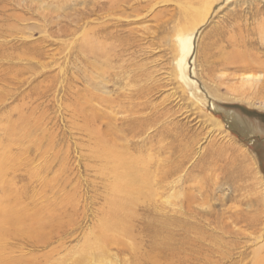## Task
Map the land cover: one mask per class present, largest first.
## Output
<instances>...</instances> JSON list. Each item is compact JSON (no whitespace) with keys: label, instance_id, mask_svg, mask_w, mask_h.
Here are the masks:
<instances>
[{"label":"rangeland","instance_id":"obj_1","mask_svg":"<svg viewBox=\"0 0 264 264\" xmlns=\"http://www.w3.org/2000/svg\"><path fill=\"white\" fill-rule=\"evenodd\" d=\"M114 1L0 0V264H257L264 95L235 86L264 69L225 60L245 43L264 65V0ZM111 148L149 176L129 231L113 228Z\"/></svg>","mask_w":264,"mask_h":264},{"label":"bare ground","instance_id":"obj_2","mask_svg":"<svg viewBox=\"0 0 264 264\" xmlns=\"http://www.w3.org/2000/svg\"><path fill=\"white\" fill-rule=\"evenodd\" d=\"M117 1V0H116ZM114 1V2H116ZM207 1V0H206ZM249 1V0H248ZM191 2V1H190ZM215 2V1H214ZM229 2V0H228ZM245 2V1H244ZM250 2V1H249ZM188 4V3H187ZM204 5V4H203ZM192 6V4L190 5ZM209 6V5H208ZM254 5H250V8L249 9H252ZM104 7V6H103ZM203 7V6H202ZM199 8V7H198ZM198 8H195L193 7L194 11H196L195 13V16L194 18H196V16L199 15V17L202 19V24L205 23V21L210 17L211 14H214L215 12V6L213 4H211V6H209L208 9H206L205 12H202L200 11L201 10V7L198 9ZM255 8V6H254ZM192 10H189V9H186V13L188 16H190L192 13L191 11ZM260 11V9L258 10V12ZM251 12V11H250ZM256 12V14L258 13ZM254 13V12H253ZM193 14V13H192ZM259 15V14H258ZM255 16V15H254ZM121 17V16H120ZM192 17V16H191ZM198 22V21H197ZM202 24H200L202 26ZM264 24V23H263ZM188 27V26H186ZM194 27V26H193ZM196 27V26H195ZM234 27V26H233ZM239 28V27H238ZM259 28V27H258ZM190 29V28H189ZM261 29V34L260 33H257V35L260 34L261 38L264 40V27L262 28H259ZM258 29V30H259ZM197 29L195 28V31ZM201 30V29H199ZM199 30H197L199 32ZM257 30V29H256ZM187 31V30H186ZM189 31V30H188ZM192 32L191 35L189 36H186L184 39L181 40V50H182V53H183V56L181 57V60L180 62L182 61L181 63V67L182 69L185 68V66H187V58H189L193 52V42H194V37H195V33L197 32ZM243 31V30H242ZM190 32V31H189ZM245 32V31H244ZM241 33V32H240ZM108 36V35H107ZM234 37V36H233ZM223 38V37H222ZM232 42H237L235 40L233 41H230V43ZM239 43V42H238ZM245 45V43H239V44H234V50L231 52V57L228 59V60H225V66L227 68L229 67H235L237 69H243V70H247L248 71V65H251V64H254V65H257L259 67H261V69H264V65L263 63L259 62L258 61V57H249L248 56V53H244V52H241L239 51L236 47H243ZM226 46V45H225ZM246 46V45H245ZM246 49V48H245ZM84 50L86 51H95L94 49L90 48V47H84ZM229 53V52H228ZM223 55V54H222ZM189 66V65H188ZM225 68V69H227ZM188 69V68H187ZM186 72V70H184ZM198 71V70H197ZM182 73V72H181ZM192 76V75H191ZM247 76V75H246ZM182 80L184 82V84L189 88L191 89V95L193 97H197L196 100H198L199 102L202 101L204 103V105L206 104V99L204 96H202V92L199 88V86H196L195 85V82H192V84H190L191 82H189V77L188 75H186V73H182ZM264 75H258L256 77H253L251 75H248L245 79L241 80L240 83H239V87H236L235 86V89H236V92L238 93H242L244 94L241 89H250V91H254V92H257V97H259L260 95H264ZM198 84V83H197ZM193 89H192V88ZM229 87V86H228ZM196 88V89H195ZM261 90L262 92L258 91V90ZM216 90V89H215ZM211 92V91H210ZM211 94V93H210ZM241 94V95H242ZM213 95V94H212ZM245 95V94H244ZM255 95V94H254ZM255 95V96H256ZM254 96V97H255ZM213 97L215 98H218V99H221L220 96H218L217 93H215V95H213ZM220 101V100H219ZM211 110L214 108V104H211ZM141 107V106H140ZM261 121V120H260ZM213 123V122H212ZM222 125V123H221ZM217 126V127H223L222 126ZM118 144V143H117ZM191 153V152H190ZM190 156V155H189ZM133 157V156H132ZM118 160H116V159ZM108 159L112 162H123V164L125 163V167L123 168L122 165H120V168H123L122 170H124L123 172L119 173L117 170H116V173L118 172L117 176H115V180H114V185H112V190L114 193H117V194H122V196L124 198H119V202L118 200H116V194H114V198L112 199L111 198V202H110V211H111V214H112V218H113V222H114V225H113V228L115 229H118V230H127L129 231V228H128V218H129V213H131V211L133 210V207H134V204H135V201L137 200V197L140 198V196H142V192H143V189L145 188L144 186H146L147 182L149 181V176L146 172V169H145V166H144V163H140L138 160L136 161L135 159L131 158V156H125V153H122L121 155H117V152H115V150H113L111 148V150L108 151ZM169 159V158H168ZM188 159V158H187ZM170 160V159H169ZM143 161V160H142ZM140 165L136 166V170L134 171V173L136 175H132L130 174V171L127 170L126 168V165L130 163H132V165H134L133 167H135V163H137ZM167 162V161H166ZM171 162V161H169ZM113 164V163H111ZM119 164V163H117ZM111 168V167H110ZM131 168V167H130ZM121 171V169L119 170ZM113 174V173H112ZM131 175V176H130ZM132 176H136L134 178H132ZM141 179H143V182H140ZM147 179V180H146ZM121 184V185H120ZM149 185V184H148ZM134 187L136 188V191H134ZM142 187V188H141ZM141 189L138 190V189ZM126 192V194H124ZM134 192H136L134 194ZM148 193V192H147ZM150 193V192H149ZM145 194V193H144ZM150 194H148V196H150ZM126 197V198H125ZM118 199V198H117ZM147 199V198H146ZM223 200V199H222ZM139 201V200H138ZM219 201V200H218ZM134 203V204H133ZM206 204V202H205ZM208 204V203H207ZM208 208V207H207ZM212 209V208H210ZM119 210L122 212V211H125V215L124 216H121L119 215ZM127 213V214H126ZM225 213V212H224ZM224 216V215H223ZM235 217V216H234ZM237 217V216H236ZM231 218V216L229 217ZM223 220V219H222ZM26 221V220H25ZM228 221V220H227ZM12 223H15V224H18V223H21L20 220H18L17 218L11 220ZM225 222V220H224ZM1 225L4 227V229H2V231L5 230L6 226H7V222L5 221L4 219V215L3 214H0V227ZM130 225V224H129ZM234 225V224H233ZM8 227V226H7ZM226 227V225H225ZM232 227V225L229 224V228ZM233 228V227H232ZM1 230V228H0ZM25 231L28 232V233H37V231L35 230H32L30 228H25ZM262 240V239H261ZM259 240V241H261ZM262 249V248H261ZM264 249V248H263ZM262 249V250H263ZM264 252V251H263ZM260 255V253H258V256ZM257 256V257H258ZM263 257V256H262ZM259 258V257H258ZM257 263V262H256ZM257 264H264V259H262L260 262H258Z\"/></svg>","mask_w":264,"mask_h":264}]
</instances>
